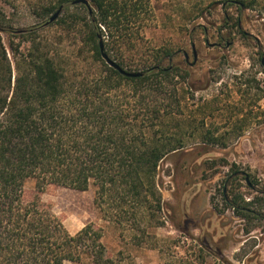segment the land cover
<instances>
[{"label": "trees", "instance_id": "obj_1", "mask_svg": "<svg viewBox=\"0 0 264 264\" xmlns=\"http://www.w3.org/2000/svg\"><path fill=\"white\" fill-rule=\"evenodd\" d=\"M71 1L36 0L37 23L17 27L3 6L11 0H0V264L75 263L84 255L91 264H113L100 228L87 224L71 235L38 195L27 199L25 184L34 180L37 194L93 185L102 213L131 209L136 218L160 212L159 165L184 147L177 85L186 66L162 67L173 53L159 48L147 67L128 69V53L155 19L150 0H87L90 13ZM49 27L76 36L79 56L66 58L45 42L41 31ZM100 44L120 68L142 75L108 66ZM81 54L98 66H78ZM237 199L228 207L237 211Z\"/></svg>", "mask_w": 264, "mask_h": 264}, {"label": "rangeland", "instance_id": "obj_2", "mask_svg": "<svg viewBox=\"0 0 264 264\" xmlns=\"http://www.w3.org/2000/svg\"><path fill=\"white\" fill-rule=\"evenodd\" d=\"M35 1L3 3L11 24L35 25ZM150 2L155 19L137 52L128 53V69L147 67L151 51L161 48L173 53L162 67L188 70L177 85L184 147L159 165L160 212L104 214L93 185L83 192L47 186L37 194L29 180L27 199L38 195L71 235L87 224L100 228L113 264H264V0ZM41 35L66 58L79 56L76 36L56 27ZM86 57L78 66H98ZM234 197L237 211L228 207ZM64 264L91 261L84 255Z\"/></svg>", "mask_w": 264, "mask_h": 264}, {"label": "water", "instance_id": "obj_3", "mask_svg": "<svg viewBox=\"0 0 264 264\" xmlns=\"http://www.w3.org/2000/svg\"><path fill=\"white\" fill-rule=\"evenodd\" d=\"M77 4H82L84 6H87L88 10H89V13H90V7L88 6V1L87 0H72L70 5H77ZM62 9L63 7L60 6L49 18L47 21H45L42 25L43 26H47L48 24L52 23L53 21H55L59 15L61 14L62 12ZM100 53H101V57L102 59L105 61V63L114 68L115 70H118L121 74L125 75V76H128V77H137V76H140L142 75L141 72H126V70L120 68L116 62H114L113 60H111L110 58H108V56L104 53L103 51V47L102 45L100 44ZM261 64L264 68V57L262 58L261 60Z\"/></svg>", "mask_w": 264, "mask_h": 264}, {"label": "flooded vegetation", "instance_id": "obj_4", "mask_svg": "<svg viewBox=\"0 0 264 264\" xmlns=\"http://www.w3.org/2000/svg\"><path fill=\"white\" fill-rule=\"evenodd\" d=\"M216 45H218V47H219L220 46V43H217ZM226 45H229V43L227 42ZM193 56H194V61H195L196 60V57H195V53L194 52H193ZM184 58H185L186 61H188V55L186 53L184 54Z\"/></svg>", "mask_w": 264, "mask_h": 264}]
</instances>
